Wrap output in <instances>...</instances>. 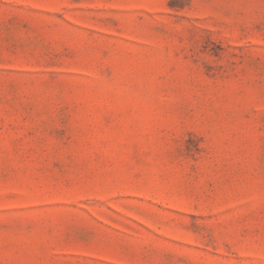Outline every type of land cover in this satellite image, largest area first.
I'll use <instances>...</instances> for the list:
<instances>
[{"label": "rangeland", "instance_id": "obj_1", "mask_svg": "<svg viewBox=\"0 0 264 264\" xmlns=\"http://www.w3.org/2000/svg\"><path fill=\"white\" fill-rule=\"evenodd\" d=\"M0 264H264V0H0Z\"/></svg>", "mask_w": 264, "mask_h": 264}]
</instances>
